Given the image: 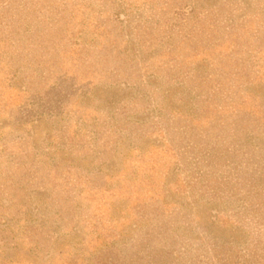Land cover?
I'll use <instances>...</instances> for the list:
<instances>
[{
    "label": "rangeland",
    "instance_id": "rangeland-1",
    "mask_svg": "<svg viewBox=\"0 0 264 264\" xmlns=\"http://www.w3.org/2000/svg\"><path fill=\"white\" fill-rule=\"evenodd\" d=\"M0 264H264V0H0Z\"/></svg>",
    "mask_w": 264,
    "mask_h": 264
}]
</instances>
